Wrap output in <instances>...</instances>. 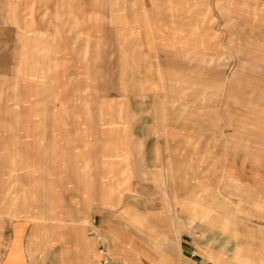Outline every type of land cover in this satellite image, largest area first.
Instances as JSON below:
<instances>
[{"label":"rangeland","instance_id":"374dc122","mask_svg":"<svg viewBox=\"0 0 264 264\" xmlns=\"http://www.w3.org/2000/svg\"><path fill=\"white\" fill-rule=\"evenodd\" d=\"M79 181L105 210L149 183L226 211L239 182L264 209V0H0V209Z\"/></svg>","mask_w":264,"mask_h":264},{"label":"crops","instance_id":"0c3cea01","mask_svg":"<svg viewBox=\"0 0 264 264\" xmlns=\"http://www.w3.org/2000/svg\"><path fill=\"white\" fill-rule=\"evenodd\" d=\"M77 185L60 210L49 201L25 213L0 209V264H102L98 243L87 233L92 223L115 264H264L262 185L234 183L226 211L198 196L189 211L172 210L163 189L149 183L142 184L149 208L136 209L130 197L105 210L101 185L88 196L81 181ZM136 219H143L141 226Z\"/></svg>","mask_w":264,"mask_h":264},{"label":"built area","instance_id":"2783aa9c","mask_svg":"<svg viewBox=\"0 0 264 264\" xmlns=\"http://www.w3.org/2000/svg\"><path fill=\"white\" fill-rule=\"evenodd\" d=\"M87 233L92 238H94V240L98 243L97 253L101 257L102 264H115V263H113L111 261V259L106 254L104 245L102 244V235H101V233L93 226L87 229ZM186 264H197V261L196 260H192L191 263H186Z\"/></svg>","mask_w":264,"mask_h":264}]
</instances>
